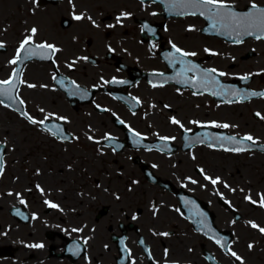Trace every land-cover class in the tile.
I'll return each instance as SVG.
<instances>
[{
	"label": "flooded vegetation",
	"instance_id": "obj_1",
	"mask_svg": "<svg viewBox=\"0 0 264 264\" xmlns=\"http://www.w3.org/2000/svg\"><path fill=\"white\" fill-rule=\"evenodd\" d=\"M183 3L9 0L0 81L18 88L0 98V264H264V96L246 95L264 93V38L227 42L234 20ZM26 38L58 51L10 63ZM189 64L215 69L231 102L190 87ZM188 100L205 101L200 117Z\"/></svg>",
	"mask_w": 264,
	"mask_h": 264
},
{
	"label": "snow or ice",
	"instance_id": "obj_2",
	"mask_svg": "<svg viewBox=\"0 0 264 264\" xmlns=\"http://www.w3.org/2000/svg\"><path fill=\"white\" fill-rule=\"evenodd\" d=\"M183 8H188L191 9L190 12H188L187 14H196L197 11H199V13L201 15H204L205 12L208 13V18L209 19H214L218 16H222V15H227L229 18H231L232 20L236 21L235 24V28L234 31H236L237 36L243 35V34H247V35H256L257 39L260 38H264V8H259L257 5L253 4L251 5L252 9H254V11L249 12L247 14H245L244 16H238L235 12H233L230 7L225 4L223 2V0H184V3L181 5ZM127 15V14H125ZM81 16H77L76 19H81ZM119 19V18H118ZM213 28L216 27V24L213 23L212 25ZM255 30V31H253ZM37 31V29L33 28L31 29V32L33 34H35ZM31 42V38H26L23 43L20 46V49H18L17 51V57L16 59L12 60L10 63L12 64H16L18 60L21 59V52H26L27 57L30 56H38L41 54V52L45 51V50H49L48 51V55L50 56L52 53L58 51V49H56V47L54 45L51 44H40V45H35L33 48L30 49H26L25 46L29 45ZM237 42L239 43L240 41L237 40ZM173 47L175 48V45H173ZM175 51L177 53H181V57L183 56H188V55H195L194 53H187V52H182L181 49L179 48H175ZM181 57H177V61L180 63H185V61L181 58ZM185 72L187 71H200L201 75L200 77H198L197 81H192V80H187L185 81L186 83H190L193 84L194 87H199V86H203V87H208L209 85H213V86H217L219 87V94H223L226 96H230L232 95V92L230 89L224 87L223 85H219L218 81H216L214 79V77H212V72H215L216 70L213 69L211 71L208 70H198L196 65L193 64H189L188 67H186L184 69ZM17 74L13 73V78H15ZM220 75H224L223 73H220ZM245 79H247V77H245ZM3 85H8L9 88H4ZM12 86V80H6V81H0V96H6L9 94V89ZM29 87H34V85H29ZM213 94H218L216 92H213ZM246 95H261L264 96V93H247ZM9 99H15V97L12 96H8ZM231 102V101H229ZM0 103H2V101H0ZM22 103V101H21ZM29 119V121L33 124H41L44 125V127L46 129H48L49 131H51V129L48 128V126L45 124L44 121H36L34 120L32 117H27ZM173 123L175 124H179L180 122L178 120L173 119L172 120ZM196 123V122H193ZM217 127H224V128H228L230 127L228 124H223V125H215ZM62 132V129L57 127L56 128V135H59ZM137 136H139V134H136ZM91 139V137H90ZM162 140H167V137H161ZM224 139V138H221ZM229 142L235 143L237 145L243 144L244 141H252L253 138L251 136H245L243 138H241L240 141H237L235 137H227L226 138ZM199 142V141H197ZM136 143H140L139 140L136 141ZM212 146V145H209ZM232 151H236V152H240V151H245L246 149L244 147H234L231 149ZM2 157H0V174H2ZM203 171V170H201ZM205 179L209 180L213 185L217 184L220 182V178H212L211 176H206ZM195 182V181H193ZM227 187V185H225ZM43 191V190H41ZM250 199V197L248 198ZM262 204H264V196H262ZM23 202V201H21ZM253 203H256L255 201H252ZM46 203L49 204L50 207H58V205L56 204H52L51 202L46 201ZM252 227L257 228L258 226L256 224H252ZM261 232H264V228H260L259 229ZM75 231V229H74ZM163 235H167V233H164ZM220 241L218 240L217 243H219ZM226 243V242H225ZM34 247H42L43 245H33ZM251 247V245H250ZM233 256H236L235 252L231 253ZM237 259H240L238 256L236 257Z\"/></svg>",
	"mask_w": 264,
	"mask_h": 264
},
{
	"label": "rangeland",
	"instance_id": "obj_3",
	"mask_svg": "<svg viewBox=\"0 0 264 264\" xmlns=\"http://www.w3.org/2000/svg\"><path fill=\"white\" fill-rule=\"evenodd\" d=\"M10 6H9V0H0V28L1 26H5L7 23V20L9 18V15H10ZM230 51H228V46H225L224 47V50H223V56H224V62H230L231 60L230 59H226V56H229ZM205 104V101L204 100H198V101H195V100H188L186 102V105L188 106V110L190 111V113L192 114L193 117H200L201 114H202V110L201 108H199L198 106H200L201 104ZM210 124L212 125H215L214 122H209ZM212 155L214 156H219L217 157L219 160H223V161H227L229 162L228 160L234 158V156H229V155H221L220 153H218L219 155H217V153H211ZM246 160L247 159H239L238 162H235L240 168L243 169V166L246 165Z\"/></svg>",
	"mask_w": 264,
	"mask_h": 264
},
{
	"label": "water",
	"instance_id": "obj_4",
	"mask_svg": "<svg viewBox=\"0 0 264 264\" xmlns=\"http://www.w3.org/2000/svg\"><path fill=\"white\" fill-rule=\"evenodd\" d=\"M224 37L229 39V40H233V41H237L238 39L236 38L237 36H235L234 34L232 33H225L224 34Z\"/></svg>",
	"mask_w": 264,
	"mask_h": 264
}]
</instances>
